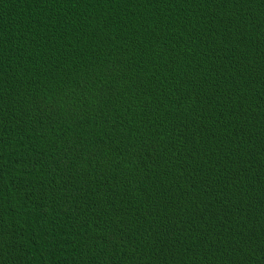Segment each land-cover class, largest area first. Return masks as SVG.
<instances>
[{
    "label": "trees",
    "instance_id": "16d2710c",
    "mask_svg": "<svg viewBox=\"0 0 264 264\" xmlns=\"http://www.w3.org/2000/svg\"><path fill=\"white\" fill-rule=\"evenodd\" d=\"M0 264H264V0H0Z\"/></svg>",
    "mask_w": 264,
    "mask_h": 264
}]
</instances>
